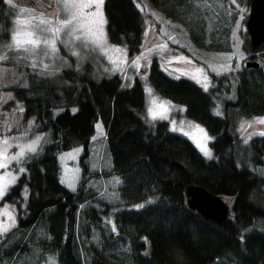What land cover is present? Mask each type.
Instances as JSON below:
<instances>
[{
    "label": "trees",
    "instance_id": "16d2710c",
    "mask_svg": "<svg viewBox=\"0 0 264 264\" xmlns=\"http://www.w3.org/2000/svg\"><path fill=\"white\" fill-rule=\"evenodd\" d=\"M151 1L173 19L184 0ZM101 7L107 40L123 44L127 54L137 51L144 15L136 1L103 0ZM11 14L7 0H0V47L9 37ZM193 18L187 27L191 42L226 48L210 38L206 42L204 19ZM242 47L257 64L244 59L229 72L213 73L214 84L206 88L186 74L167 73L153 54L144 65L152 89L181 103L185 116L203 124L211 157L169 129L166 119L146 118L143 81L136 74L125 83L115 71H95L89 58L47 74L23 67L6 85L21 105L9 130H23L31 119V130L46 132L47 139L24 155L23 171L0 195L14 215L0 232V264H40L42 252L52 254L56 264H264V167L256 170L264 135L243 142L233 123L234 115L264 114V41L253 45L245 36ZM229 87L230 94L222 95ZM216 96L221 114L212 111ZM11 103L8 99L2 107ZM96 121L110 156L102 169L86 161ZM76 143L79 175L69 188L58 178L57 152ZM110 173L118 176L114 200L86 184L91 176L98 183ZM188 182L217 193L227 204L225 217L215 221L189 207L183 189ZM106 215L113 228L102 222ZM97 230L104 241L99 254L87 243Z\"/></svg>",
    "mask_w": 264,
    "mask_h": 264
},
{
    "label": "rangeland",
    "instance_id": "374dc122",
    "mask_svg": "<svg viewBox=\"0 0 264 264\" xmlns=\"http://www.w3.org/2000/svg\"><path fill=\"white\" fill-rule=\"evenodd\" d=\"M135 1L144 15V29L139 48L132 54L125 52L123 44L107 40L99 0H13L12 5L8 3L12 12L10 32L8 39L0 47V57H5L0 60V165H5L0 166V195L23 169L22 158L30 152L29 146L36 142L37 148L47 139L46 132L31 130V119L27 120L23 130H9L12 124L17 123V113L21 105L6 85L15 82L21 76L23 67L47 74L55 72L64 64L79 63L89 58L94 70L97 68L100 72L106 73L115 71L125 83L130 82L132 76L136 74L143 81L146 118L151 120L155 116L166 119L169 129L185 135L203 155L204 148L211 153L210 135L203 124L185 116L181 103L158 95L145 81L144 65L153 54L158 58L164 71L171 75L186 74L205 88L214 84L211 74L229 72L247 58L242 40L247 36L244 19L248 3L245 5L237 0H184L177 5L179 10L174 15L175 18L170 19L168 18L170 15L163 9H160L162 12L157 9L151 0ZM66 2L91 4V7L82 10L66 8L64 7ZM21 9L25 11L22 12ZM195 16L204 19L206 32L202 28L203 38L205 40L210 38L214 43H224L226 48L201 47L190 41L187 27L192 20L194 21ZM66 20L70 23L64 25L62 22ZM56 29L60 31L56 38L55 52L43 44L31 51H25L23 48L18 50L14 46L13 35L16 33H20L21 39H28L27 34L31 33L41 40H51ZM26 47L31 49V45ZM231 90L229 87L221 94H230ZM8 99H11L12 103L7 108L2 107V103ZM220 99L221 96L214 97L212 105L214 113L221 114ZM233 119L234 128L243 142L251 135H264V124L258 122L264 119V114L234 115ZM79 150L80 144L76 143L57 152L58 178L69 188L75 186L79 175L76 164ZM88 150L86 161L90 168L102 169L110 165L109 152L98 121L94 123ZM257 165V171L263 169L264 150L262 162ZM96 178L98 179L91 176L86 181L90 189L98 192L96 195L106 200L118 198L116 188L118 176L115 173L99 179L98 183ZM144 201L139 200L127 206L136 207ZM13 220L12 206L6 202L0 203V229L8 228ZM102 222L113 228L110 215L104 216ZM88 240L87 243L89 242L90 247L98 254L103 252L104 241L98 230L92 232ZM81 252L84 258L86 255L82 248ZM37 260L40 264H56L53 255L46 252H42Z\"/></svg>",
    "mask_w": 264,
    "mask_h": 264
},
{
    "label": "water",
    "instance_id": "95a60500",
    "mask_svg": "<svg viewBox=\"0 0 264 264\" xmlns=\"http://www.w3.org/2000/svg\"><path fill=\"white\" fill-rule=\"evenodd\" d=\"M244 27L251 44L264 41V0H248ZM245 64H257L256 59H245ZM186 203L201 215L219 221L226 215L227 204L215 192L200 184L188 182L184 184Z\"/></svg>",
    "mask_w": 264,
    "mask_h": 264
},
{
    "label": "snow or ice",
    "instance_id": "6c2138e0",
    "mask_svg": "<svg viewBox=\"0 0 264 264\" xmlns=\"http://www.w3.org/2000/svg\"><path fill=\"white\" fill-rule=\"evenodd\" d=\"M7 2L12 5L13 3V0H7ZM103 3V0H99V4H102ZM99 6V5H98ZM64 7L66 8H74V9H77V10H82V9H85V8H90L91 7V4H81V3H65ZM21 11H25V9H21ZM73 19H75V16L73 17ZM19 23V21H18ZM64 25H67L68 23H70V21H63L62 22ZM59 29H56L54 30V38L51 39V40H48V39H44V40H41L40 38L38 37H35L33 34L31 33H28V39H21L20 38V33H16L13 35V42H14V46L16 49H21L23 48L25 51H31V50H34L38 47H40L41 44L45 45L46 47H50L51 50L53 52L56 51V47H55V43H56V38H58L59 36ZM26 45H31V49L27 48ZM11 47V46H10ZM5 57H0V60L4 59ZM33 67H35V64L33 65ZM47 67V66H45ZM149 111L151 112V109H149ZM153 118H155V116H153ZM259 123L261 124H264V119H261L258 121ZM243 126V125H242ZM37 140H39V138H37ZM5 143H7L5 141ZM35 144L36 142H33V145L29 146V150L30 151H36V147H35ZM204 151V154L206 156H209L211 157V153L210 151H208L206 148L202 149ZM0 166H5V165H0ZM21 171H23V169H21ZM2 231H7V228H3V229H0Z\"/></svg>",
    "mask_w": 264,
    "mask_h": 264
}]
</instances>
